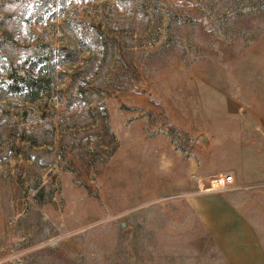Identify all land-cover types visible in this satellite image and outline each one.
I'll return each mask as SVG.
<instances>
[{
    "label": "rangeland",
    "instance_id": "1",
    "mask_svg": "<svg viewBox=\"0 0 264 264\" xmlns=\"http://www.w3.org/2000/svg\"><path fill=\"white\" fill-rule=\"evenodd\" d=\"M232 190L264 247V0H0V264H231Z\"/></svg>",
    "mask_w": 264,
    "mask_h": 264
},
{
    "label": "crops",
    "instance_id": "2",
    "mask_svg": "<svg viewBox=\"0 0 264 264\" xmlns=\"http://www.w3.org/2000/svg\"><path fill=\"white\" fill-rule=\"evenodd\" d=\"M240 194L238 190L199 194L192 198V204L231 264H264L263 244L243 214L246 207ZM5 226L0 194V237Z\"/></svg>",
    "mask_w": 264,
    "mask_h": 264
},
{
    "label": "built area",
    "instance_id": "3",
    "mask_svg": "<svg viewBox=\"0 0 264 264\" xmlns=\"http://www.w3.org/2000/svg\"><path fill=\"white\" fill-rule=\"evenodd\" d=\"M233 182H234L233 175L220 174L216 178L212 179L211 187L206 188V189H210V188L214 187V183H216V185H218L217 190L224 189L225 187L230 186ZM209 191H213V190H209Z\"/></svg>",
    "mask_w": 264,
    "mask_h": 264
},
{
    "label": "bare ground",
    "instance_id": "4",
    "mask_svg": "<svg viewBox=\"0 0 264 264\" xmlns=\"http://www.w3.org/2000/svg\"><path fill=\"white\" fill-rule=\"evenodd\" d=\"M217 186L218 185H216V183H214V187H212V188H210V189H208V190H217ZM206 190V189H205Z\"/></svg>",
    "mask_w": 264,
    "mask_h": 264
}]
</instances>
